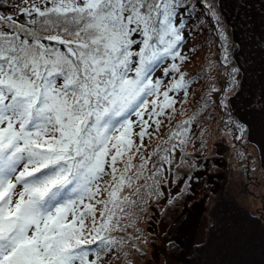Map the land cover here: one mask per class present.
I'll list each match as a JSON object with an SVG mask.
<instances>
[{"label":"snow or ice","instance_id":"1","mask_svg":"<svg viewBox=\"0 0 264 264\" xmlns=\"http://www.w3.org/2000/svg\"><path fill=\"white\" fill-rule=\"evenodd\" d=\"M183 3L11 0L0 13V264H101L123 249L111 234L125 230V205L135 203L121 196L133 184V149L144 146L149 121L159 128L153 117L175 111L169 93L189 88L176 63L186 59ZM165 58L164 76L178 75L161 91L154 74Z\"/></svg>","mask_w":264,"mask_h":264},{"label":"rangeland","instance_id":"2","mask_svg":"<svg viewBox=\"0 0 264 264\" xmlns=\"http://www.w3.org/2000/svg\"><path fill=\"white\" fill-rule=\"evenodd\" d=\"M185 15L179 51L186 59L176 63L190 89L158 129L147 128L139 153L133 149V184L121 196L135 203L125 205V230L111 234L125 244L101 264H258L264 222L254 217L257 192L247 196L245 185L264 183V0H184L178 20ZM171 63L165 58L160 68ZM172 75H163L168 84ZM231 121L243 126V137ZM180 126L188 131L170 139ZM141 157L147 164L137 180Z\"/></svg>","mask_w":264,"mask_h":264},{"label":"flooded vegetation","instance_id":"3","mask_svg":"<svg viewBox=\"0 0 264 264\" xmlns=\"http://www.w3.org/2000/svg\"><path fill=\"white\" fill-rule=\"evenodd\" d=\"M250 185V186H248ZM245 188H250L246 189L248 194L254 195L255 191L257 192V200L254 202V204L257 205L256 209V214L254 217H257L258 219L260 218L261 221L264 222V183L262 182H255L252 180L250 183H247L245 185ZM253 191V192H252ZM233 203V202H231ZM232 210H229L231 214H233V206H231ZM248 207L245 208L246 213H248ZM260 242H259V248H258V264H264V230L262 229V235L260 236Z\"/></svg>","mask_w":264,"mask_h":264},{"label":"trees","instance_id":"4","mask_svg":"<svg viewBox=\"0 0 264 264\" xmlns=\"http://www.w3.org/2000/svg\"><path fill=\"white\" fill-rule=\"evenodd\" d=\"M7 6V5H6ZM9 6H11V5H9ZM8 7V6H7ZM186 7V6H185ZM184 7V8H185ZM186 9V8H185ZM186 11V10H185ZM186 13V12H185ZM18 19H22V17H17ZM188 18L189 17H187L186 15L185 16H181V18H180V21L182 22V32H181V34L183 35H185V33L183 32V29H184V25L186 24L185 22H188ZM186 30V33L187 34H189V31H188V29H185ZM161 67V66H160ZM158 68L157 70H156V72H155V74H154V77H159V78H162L163 80H164V86L162 87V89H163V91L168 87V80L167 81H165V78L163 77V75H164V72H165V70H166V68H164V69H161V68ZM160 75V76H159ZM188 82H190L189 83V88H188V90H187V93H188V91H189V89H190V86H191V79H188L187 80ZM170 83H171V81H170ZM173 94V95H172ZM169 95L171 96V97H173L175 100H176V102L178 101V99H181L183 96H185L184 95V92L183 91H180V92H170L169 93ZM161 99H162V97H161ZM167 110V109H166ZM164 115V114H163ZM163 115H161V116H159V117H156V119H161L162 118V116ZM131 119L133 120V121H136L137 120V117H135V116H132L131 117ZM145 119H147V114L145 115ZM156 119H154V120H156ZM149 124H150V128L152 127V125L154 124L152 121H149ZM134 131H137V132H139L140 131V128L138 127V126H135L134 125ZM134 139H136V141L138 140V137H134ZM246 193L248 194V192L246 191ZM247 196H250L251 197V195L250 194H248ZM230 198H233V195H231V197ZM248 202H250V200L249 201H247L246 203H248ZM232 204V203H231ZM229 205L230 207L232 206V205ZM192 205H196V203L194 204H192ZM197 206H198V203H197ZM193 207V206H192ZM229 210H232L231 208L229 209ZM230 212V211H229Z\"/></svg>","mask_w":264,"mask_h":264}]
</instances>
